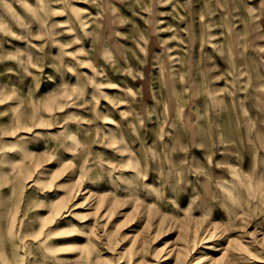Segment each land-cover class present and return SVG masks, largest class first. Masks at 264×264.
<instances>
[{"label":"rangeland","instance_id":"374dc122","mask_svg":"<svg viewBox=\"0 0 264 264\" xmlns=\"http://www.w3.org/2000/svg\"><path fill=\"white\" fill-rule=\"evenodd\" d=\"M0 264H264V0H0Z\"/></svg>","mask_w":264,"mask_h":264},{"label":"bare ground","instance_id":"6f19581e","mask_svg":"<svg viewBox=\"0 0 264 264\" xmlns=\"http://www.w3.org/2000/svg\"><path fill=\"white\" fill-rule=\"evenodd\" d=\"M79 259V258H78ZM90 261V260H89Z\"/></svg>","mask_w":264,"mask_h":264}]
</instances>
